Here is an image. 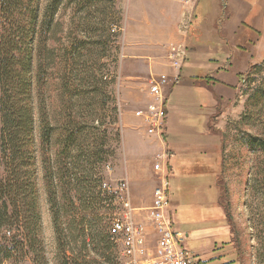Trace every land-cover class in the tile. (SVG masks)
Segmentation results:
<instances>
[{"label": "rangeland", "instance_id": "obj_1", "mask_svg": "<svg viewBox=\"0 0 264 264\" xmlns=\"http://www.w3.org/2000/svg\"><path fill=\"white\" fill-rule=\"evenodd\" d=\"M50 1L40 0L41 8ZM128 2L62 0L47 32L49 49L42 54L41 67L37 61L33 66L35 167L48 264L68 262L65 258L71 252L94 258L95 264H128L120 243L107 232L114 215L122 211L121 204L101 187L122 179L134 218L145 227L152 256L156 239L150 205L157 182L152 166L163 150L169 160L173 227L186 235L184 247L197 263L209 253L215 259L203 264L228 259L222 248H212L232 240L236 263L231 264H264L262 157L245 145L247 135L264 138V15L252 20L259 24L253 61H233L230 71L222 75L232 83L236 77L231 71L243 68L231 99L211 105L216 92L225 93L211 84L200 88L182 82L169 85V92L165 87L169 121L162 141L167 133L169 152L163 143L149 148L137 115L150 101V80L161 73L152 69L144 79H127L130 59L125 46L134 40L131 35L140 39L138 29H128ZM260 10L264 14V1ZM72 42L77 44L74 56ZM160 51L152 48L150 57L136 60L157 64L163 55ZM44 129L47 141L42 142ZM68 135H75L70 157L63 153ZM130 160L136 169L129 178L124 174L125 161ZM44 168L55 176L53 210ZM12 264L34 263L27 255Z\"/></svg>", "mask_w": 264, "mask_h": 264}, {"label": "trees", "instance_id": "obj_2", "mask_svg": "<svg viewBox=\"0 0 264 264\" xmlns=\"http://www.w3.org/2000/svg\"><path fill=\"white\" fill-rule=\"evenodd\" d=\"M61 1L51 0L42 9L40 0H0V264L15 263L27 255L34 264H48L41 240L35 167L33 66L37 61L41 67L42 54L49 49L47 32ZM76 45L70 46L73 56ZM41 136L42 142L47 141L46 129ZM74 141L75 135L64 141L66 157L72 154ZM245 145L261 154L263 172L264 138L247 135ZM44 177L53 210L55 176L44 168ZM65 259L68 262L63 264L96 263L75 252Z\"/></svg>", "mask_w": 264, "mask_h": 264}, {"label": "crops", "instance_id": "obj_3", "mask_svg": "<svg viewBox=\"0 0 264 264\" xmlns=\"http://www.w3.org/2000/svg\"><path fill=\"white\" fill-rule=\"evenodd\" d=\"M262 1L264 0H129L128 29L132 27L138 29L140 39L135 40L138 35H131L134 40L128 41L125 46L128 52L126 59H130L127 79L129 81H134L136 78L144 79L154 69L170 77L178 74L177 80L166 85L167 92H169V85H180L182 82H191L200 88L211 84L213 88L221 86L222 91L225 90L222 94L216 92L211 105L218 103L219 100L225 102L231 99L232 90L239 80L238 76L242 75L243 68L239 71H231L236 77L232 83L224 81L222 75L230 71L233 61H243V63L253 61L252 51L258 46L259 37V24L257 26L253 22V17L259 16L261 19L264 15L260 10ZM183 23L188 24V29L185 31H182ZM130 31L134 32V30ZM253 34L255 40L252 38ZM151 42H157V45ZM171 42H179L186 48L185 60L178 70L171 67L167 58V45ZM152 48H160L161 55H165H162L160 62L150 65L148 62L136 60L137 56L143 61L144 58L150 57ZM243 50L246 51L243 52ZM202 69H205L206 73L199 71ZM166 110L165 126L167 129L169 121L167 107ZM147 138L150 149L161 147L160 143H163L171 152V145L167 142V133L164 141L157 136L147 135ZM134 164L131 160L125 161V177L130 178L135 173ZM148 171L149 169L145 170L146 174ZM222 244L226 246L212 248V251L222 248L225 253L224 258H228L220 264L236 263L235 252L231 250L232 240ZM209 254H204L207 258L201 260L200 264L208 259H215Z\"/></svg>", "mask_w": 264, "mask_h": 264}, {"label": "built area", "instance_id": "obj_4", "mask_svg": "<svg viewBox=\"0 0 264 264\" xmlns=\"http://www.w3.org/2000/svg\"><path fill=\"white\" fill-rule=\"evenodd\" d=\"M184 27L188 29V24L185 23ZM185 57L186 50L183 44L169 43L167 58L171 67L175 70L180 69ZM170 78L177 80L178 74L170 77L166 73H161L150 80L148 89L150 101L145 110L137 111L145 134L157 136L161 140L166 118L165 87L170 82ZM152 170L157 181L150 205V219L156 239L153 255H148L146 230L134 218V209L130 204L129 191L124 179L116 184L104 182L101 185L103 191L119 200L122 208V211L112 218L108 234L120 243L122 254L127 258L128 264H197L195 256L184 247L186 235L173 227L174 222L170 212L169 167L165 151L156 156Z\"/></svg>", "mask_w": 264, "mask_h": 264}]
</instances>
